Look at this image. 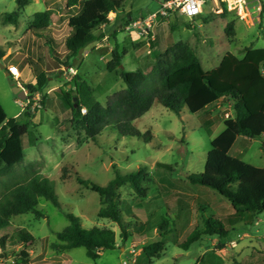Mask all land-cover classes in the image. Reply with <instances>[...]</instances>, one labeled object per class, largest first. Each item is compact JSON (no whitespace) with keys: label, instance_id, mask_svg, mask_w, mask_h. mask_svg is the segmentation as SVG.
<instances>
[{"label":"rangeland","instance_id":"rangeland-1","mask_svg":"<svg viewBox=\"0 0 264 264\" xmlns=\"http://www.w3.org/2000/svg\"><path fill=\"white\" fill-rule=\"evenodd\" d=\"M46 1L30 0L15 24L3 20L5 14L17 11L15 0H0V53L4 54L0 58V105L7 120L20 117L21 121L28 124L27 134L23 138L24 160L16 167V176L20 177L24 168L36 163L35 168L52 182L60 208L40 199L38 207L41 218L30 213L13 217L10 227L1 234L11 236L18 229L27 230L35 239L33 245L26 249L33 264H123L130 258L128 250L131 245L138 248L135 264H264V212L255 217L248 214L237 217L228 201L216 191L191 184L187 179L189 175H200L203 172L210 143L224 130L222 121H216L213 125L206 124L205 112L191 114L183 108L179 114H175L161 104L153 103L145 115L133 121L131 130V133L138 131L141 134L149 131L152 140L148 143L128 136L127 133L122 136L119 130L109 126L104 127L94 142L69 122V109L61 97L62 93L71 89L65 87L69 83L63 76L66 68L62 67L58 73L46 68L51 61L50 49L45 39L33 35L30 30L33 15L46 10ZM165 1L125 0L123 14H131L132 19H143L157 12ZM259 2L262 9L260 23L253 26L236 19L232 14L214 15L207 4L203 14L193 21L179 15L158 17L150 34L155 35L156 27L163 24L159 29L163 32L166 45L173 46L178 42L188 44L203 70L209 72L228 53L241 59L245 48L264 49V0ZM57 6L62 7L61 13L67 11L64 5ZM108 18H112L111 14ZM66 20L67 16L61 18L59 31L51 45L61 56L64 55V40L68 34ZM227 23L234 25L233 39L225 33ZM111 32L112 29L107 26L96 34L104 36ZM125 36L127 33H117L105 43L99 40L89 45L79 52L72 64L73 70H77L79 76L88 83L102 106H105L108 97L125 88L120 77L122 70L132 72L141 69L149 72L162 51L163 46L154 47L153 42H150L148 47H144V44L132 38L122 44ZM116 43L120 46L118 51L125 53L122 57L123 69L120 67L109 73L106 66L111 59V52L107 48L109 46L113 50ZM150 50L152 52L147 54ZM85 51L88 52L87 56L84 55ZM21 58L30 60L31 64L19 69ZM9 65L18 67L21 77L19 82L25 87L35 84V74L41 70L47 71L51 78L42 93L30 95V119L23 116L18 98L12 93L11 84L15 82L7 76ZM59 83L62 86L47 93L50 87ZM148 85L151 86V83ZM222 118H225V113ZM239 140L232 149V157L264 169L262 142L254 139L241 148ZM158 163L169 165L171 169L158 167ZM64 166H71L73 172H77L83 179L100 186L107 185L114 178V169L120 174L133 172L139 167L147 169L153 180L147 183L145 198L132 196L127 186L118 191L121 220L124 224L129 223L132 229L131 238L125 244L118 236L116 224L97 217L102 199L96 193L79 186L72 177V171L71 177L63 178ZM14 179L11 177L4 180ZM67 213L79 218L83 228L106 227L113 230L118 248L102 252L95 261L86 257L84 248L54 251L51 244L56 242V234L69 224L65 217ZM210 218L223 222L228 230L226 238L215 244L218 237L204 235L187 249L180 247L188 237L194 236L191 234L196 226L199 232L204 230L203 224ZM162 219L168 224L163 237L164 249L159 259L149 261L141 248L159 239V231L155 226ZM230 242L235 245H222ZM121 246H124V252H121ZM223 248L226 250L221 251ZM21 249L20 245L10 242L5 249L8 257L4 259L0 256V264H12L11 253L17 254Z\"/></svg>","mask_w":264,"mask_h":264},{"label":"trees","instance_id":"trees-1","mask_svg":"<svg viewBox=\"0 0 264 264\" xmlns=\"http://www.w3.org/2000/svg\"><path fill=\"white\" fill-rule=\"evenodd\" d=\"M15 2L17 11L5 14L3 20L16 24L21 11L30 0ZM124 2L125 0H93L95 12L90 14L87 2L67 0L66 8L77 7L79 13L67 21L68 34L64 40L63 56L52 49V40L42 34L48 35L50 14L47 11L35 13L30 30L33 35L45 39L50 49L54 68L49 69L72 68L80 51L103 38L102 34H96L101 27L109 26L113 37L117 33H126L125 27L133 19L131 14H123ZM110 13L115 14L112 23L108 18ZM229 14L224 10L219 16ZM225 33L229 38L235 37L233 23L226 24ZM119 48L116 45L111 52V59L106 66L109 73L122 65L125 53L119 52ZM242 55L239 59L228 53L215 69L205 72L193 49L188 44L178 42L156 58L149 72L141 69L132 72L122 70L120 77L125 88L108 97L105 106L97 101L88 83L78 73L69 76V83L66 85H71V89L62 93L61 97L69 109V122L81 129L88 140L95 142L104 127L109 126L119 130L122 136L127 133L128 136L142 139L144 143L152 140L151 133H131L132 123L145 115L153 103H159L175 114H179L183 108L196 114L204 112L220 99H229L232 102V116L224 120V130L211 141L203 172L200 175H189L187 179L191 184L216 191L228 201L235 216L248 214L255 217L264 212V169L232 157L231 152L240 137L259 139L264 136V49L245 48ZM3 56L0 53V58ZM30 64V60L24 59L18 67L21 69ZM48 75L44 70L35 74V84L26 85L31 95L42 93L50 79ZM72 92H75L74 104ZM82 108L85 109V114H81ZM28 111L29 107L22 111L26 119H30ZM27 129V122L21 121L20 117L7 120L0 105V256L7 259L5 249L10 242L20 245L22 249L17 254L11 253L12 264H33L26 249L33 245L35 239L25 229H18L11 236L1 234L10 227L11 219L28 213L41 218L38 207L40 199L60 208L52 182L35 168L36 163L24 168L20 177L15 174L16 167L24 160L23 138ZM157 166L171 169L165 164L158 163ZM62 171V177L68 179L73 168L64 166ZM114 174V178L105 186L83 179L77 172H73L72 177L79 186L96 193L102 199L97 217L116 224L118 236L125 244L131 238L132 229L129 223L124 224L121 220L118 191L127 186L132 196L143 199L148 191L147 183L153 179L145 167L126 174H120L114 169ZM11 177H15L14 181L4 180ZM65 217L69 224L56 234V242L51 244L54 251L84 248L86 257L95 261L102 252L118 248L113 230L106 227L86 229L74 215L67 213ZM156 224L159 239L141 248L149 261L159 259L165 245L163 237L168 224L164 219ZM203 225L204 230L199 232L196 226L191 234L194 236L188 237L180 247L187 249L204 235L216 236L219 238L218 242L228 235V230L219 219L210 218Z\"/></svg>","mask_w":264,"mask_h":264},{"label":"built area","instance_id":"built-area-1","mask_svg":"<svg viewBox=\"0 0 264 264\" xmlns=\"http://www.w3.org/2000/svg\"><path fill=\"white\" fill-rule=\"evenodd\" d=\"M209 4L210 12L214 15H221L224 10L234 15V17L240 21L245 22L247 25H255L260 23V15L262 12L259 0H166L160 5L157 12L150 14L143 19H133L126 27L125 32L127 34H133L136 38L145 41L148 46L152 41L153 36L150 32L153 24L158 17L169 18L173 15H179L188 21H193L194 18L201 16L204 12L203 8ZM7 74L13 78L15 85L23 92L25 99H18V104L24 110L31 104V94L25 86L20 82V71L16 65H9L7 67ZM68 76H74L76 72L70 68L66 71ZM22 101V102H21ZM30 109V107H29ZM81 114H85V109H81ZM234 246V242L227 244ZM137 246L132 245L128 250L130 256L128 261H124L123 264H135L137 258Z\"/></svg>","mask_w":264,"mask_h":264},{"label":"crops","instance_id":"crops-1","mask_svg":"<svg viewBox=\"0 0 264 264\" xmlns=\"http://www.w3.org/2000/svg\"><path fill=\"white\" fill-rule=\"evenodd\" d=\"M85 2H87V8H88V12L90 13L91 11L95 12V9L93 7V0H83ZM61 3V4H60ZM66 3H67V0H47L45 2L46 4V10L49 14H50V26H49V29H48V37L49 39L52 40L51 42V45L54 44V39L55 37L57 36V32L59 31L58 30V27L60 26L59 25V22L61 20L62 17L64 16H67V20L66 22L68 21V19L76 14L79 13V9L77 7H72V8H66ZM57 5L61 6V5H64V7L66 8V12L63 14L60 12L61 8L62 7H58ZM70 13V14H69ZM112 18H110V23H112L115 19V14L113 13H110ZM163 24H160L156 27L157 29V33L155 35H153V38H152V46L154 47H157L158 45L159 46H163L162 47V51L161 53L166 50L167 48H169L170 46L166 45V43L164 42L165 40V37L163 36V32L162 30L159 29L160 26H162ZM105 27H101L100 30H104ZM113 38V36L111 35V33L109 35L107 34H104L103 38L100 40L102 43H105L107 41L108 38ZM128 38H132L133 41H137L139 43H142L144 44V47H148V44L144 43L142 40L136 38L135 36H132V35H129L127 34V36L124 37L123 41H122V44L127 41ZM117 45V43L115 44V46ZM98 46H101V44H98ZM114 46V47H115ZM113 47V48H114ZM153 47V48H154ZM122 48V46H121ZM108 51L112 52V48L108 46ZM153 50V49H152ZM152 50L150 51H147L146 53L149 54L152 52ZM87 51L84 52V55L87 56L88 55V52L86 53ZM86 53V54H85ZM160 53V54H161ZM50 55V54H49ZM51 56V55H50ZM51 59V57H50ZM24 60V58H21V62ZM219 65V64H218ZM49 67H52L54 68V62L50 61V63L48 65H46V68L49 69ZM122 68V67H121ZM73 69V68H72ZM62 69H57V70H52L54 72H60ZM76 73H77V70H74ZM263 74H264V68L262 70ZM63 76L67 79V81H69V76L65 73H63ZM21 78V77H20ZM51 79V78H50ZM49 79V80H50ZM61 83H59L58 85H56L55 87H50V89H48V92L47 93H50L51 91H53L54 89L56 88H59ZM29 85H33V84H29ZM65 87L67 89L71 88V85H66L65 84ZM228 110V111H227ZM231 110H232V102L229 100V99H220L217 103H215L214 105H212L211 107H208L204 112H205V117H206V121L205 123L206 124H210V125H213L216 121H222L224 122L225 119H227L228 117L232 116V113H231ZM67 112V111H66ZM225 113V118L223 119L222 118V114ZM213 114H215V116H212ZM240 140V147L243 148L245 147L249 142L253 141L254 139H247L245 137H240L239 138ZM258 140H260L262 142V144H264V136L259 138ZM218 241H214V243L216 244ZM219 243V242H218ZM224 247L227 245V243L225 244H222ZM132 246V245H131ZM120 250L121 252H124L125 251V248L124 246L120 247ZM226 248L224 249H221V251H225ZM137 253H138V249H137Z\"/></svg>","mask_w":264,"mask_h":264},{"label":"water","instance_id":"water-1","mask_svg":"<svg viewBox=\"0 0 264 264\" xmlns=\"http://www.w3.org/2000/svg\"><path fill=\"white\" fill-rule=\"evenodd\" d=\"M67 70H68V68L66 67V71ZM7 76H8V74H7ZM11 86H12V93L15 96H17L18 99L24 100L25 99V96H24L23 92L14 83H12ZM71 94H72V97H73L72 102L74 104L75 101H76L75 92H72Z\"/></svg>","mask_w":264,"mask_h":264}]
</instances>
